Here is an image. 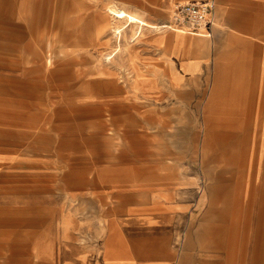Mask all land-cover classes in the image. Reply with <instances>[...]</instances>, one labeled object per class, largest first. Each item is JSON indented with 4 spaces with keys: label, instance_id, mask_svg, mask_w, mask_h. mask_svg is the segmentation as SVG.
Segmentation results:
<instances>
[{
    "label": "crops",
    "instance_id": "obj_1",
    "mask_svg": "<svg viewBox=\"0 0 264 264\" xmlns=\"http://www.w3.org/2000/svg\"><path fill=\"white\" fill-rule=\"evenodd\" d=\"M187 1L207 0H103L154 25ZM213 2L200 32L144 27L129 44L135 25L124 24L113 66L93 76L96 103L81 106L98 113L99 143L117 130L111 150L128 160L99 168L114 175L97 198L81 197L90 231L66 197L32 203L31 228L2 221L0 264H264V0ZM49 5L56 23L57 0ZM15 83L0 77L1 106L30 97ZM36 142L23 116L1 109L0 165Z\"/></svg>",
    "mask_w": 264,
    "mask_h": 264
},
{
    "label": "rangeland",
    "instance_id": "obj_2",
    "mask_svg": "<svg viewBox=\"0 0 264 264\" xmlns=\"http://www.w3.org/2000/svg\"><path fill=\"white\" fill-rule=\"evenodd\" d=\"M65 4L66 0H57L54 23L49 18V0H0V77H12L15 84L35 93V98L28 93L30 97L10 101L14 103L8 108L0 105V116L1 109L8 112L9 118L17 113L23 116L26 130L35 131L39 140L35 146L26 143L10 164L0 165V229L6 220L13 228H31L32 203L66 197L73 214H83L78 227L90 231L93 222L85 216L81 197L97 198L99 184L114 175L99 173V168L128 160V156H114L111 150L117 144L113 139L117 130L112 126L104 130L105 141L99 143L98 113L82 110L86 106H81L82 102L96 103L92 90L97 67H112L116 60L113 53L118 46L117 31L107 9L111 3L73 0L72 15L65 13ZM102 13L104 18L100 19ZM116 22L121 26L119 35L130 32L125 36L129 43V37L139 29L131 27L135 24L128 19ZM145 22L140 36L144 27L154 25ZM126 23L131 24L128 31ZM97 33L106 37L104 43H98ZM100 149L105 150L104 154H97ZM263 149L264 142L260 141V153ZM115 175L127 178L125 173ZM42 207L49 212L47 203ZM93 207L98 210V205ZM68 223L64 219L59 222L64 226Z\"/></svg>",
    "mask_w": 264,
    "mask_h": 264
},
{
    "label": "built area",
    "instance_id": "obj_3",
    "mask_svg": "<svg viewBox=\"0 0 264 264\" xmlns=\"http://www.w3.org/2000/svg\"><path fill=\"white\" fill-rule=\"evenodd\" d=\"M213 11V0L176 2L170 7L167 20L155 24L151 28L200 32L204 26L211 22ZM136 31L131 40L139 36L140 31Z\"/></svg>",
    "mask_w": 264,
    "mask_h": 264
},
{
    "label": "bare ground",
    "instance_id": "obj_4",
    "mask_svg": "<svg viewBox=\"0 0 264 264\" xmlns=\"http://www.w3.org/2000/svg\"><path fill=\"white\" fill-rule=\"evenodd\" d=\"M108 9V13L111 15V22L114 24V29L117 31V34L118 32L120 31V24L117 25V22H116V19L118 20H126L128 19L130 22H132L133 24H135L136 26V29H139L141 30L142 28V25L145 24L146 22L141 19L137 14H133L132 12L130 11H127L123 8H118V7H115L113 5H109L107 7ZM151 28V27H150Z\"/></svg>",
    "mask_w": 264,
    "mask_h": 264
}]
</instances>
